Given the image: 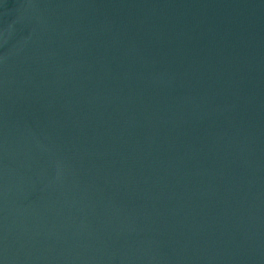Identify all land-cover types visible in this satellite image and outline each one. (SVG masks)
Listing matches in <instances>:
<instances>
[{
	"label": "water",
	"instance_id": "95a60500",
	"mask_svg": "<svg viewBox=\"0 0 264 264\" xmlns=\"http://www.w3.org/2000/svg\"><path fill=\"white\" fill-rule=\"evenodd\" d=\"M0 264H264V0H0Z\"/></svg>",
	"mask_w": 264,
	"mask_h": 264
}]
</instances>
